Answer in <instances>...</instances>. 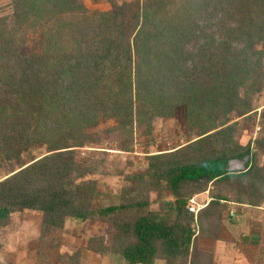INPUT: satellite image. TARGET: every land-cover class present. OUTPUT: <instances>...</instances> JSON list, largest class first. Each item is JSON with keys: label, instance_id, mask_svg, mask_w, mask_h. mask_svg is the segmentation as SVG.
Returning <instances> with one entry per match:
<instances>
[{"label": "trees", "instance_id": "trees-1", "mask_svg": "<svg viewBox=\"0 0 264 264\" xmlns=\"http://www.w3.org/2000/svg\"><path fill=\"white\" fill-rule=\"evenodd\" d=\"M0 16V249L13 215L41 216L40 244L67 220L100 223L84 250L122 264H214L232 209L264 208V135L246 145L264 92V0H10ZM186 116L185 145L146 152L118 193L100 185L93 130L114 122L120 151L136 128ZM106 153V152H103ZM106 173V172H105ZM208 193L198 213L190 200ZM260 257H264V249ZM80 250L60 259L81 264Z\"/></svg>", "mask_w": 264, "mask_h": 264}, {"label": "rangeland", "instance_id": "rangeland-1", "mask_svg": "<svg viewBox=\"0 0 264 264\" xmlns=\"http://www.w3.org/2000/svg\"><path fill=\"white\" fill-rule=\"evenodd\" d=\"M87 9L93 11H108L111 9V2H119V0H82ZM133 1V0H128ZM10 0H0V16L8 13ZM258 113H264V92L260 95L255 104ZM114 122L101 124L93 133L99 139L98 145H89L88 148L80 150V159L89 161L93 159H103V171L98 180L100 185L108 188L113 193H118L125 186L121 172L131 173L138 170H145L148 165L146 152H162L166 149L185 145L187 142L186 134V116L184 110H179L172 119H158L154 123V135L152 140L154 144H147L150 137L145 136L143 128H136L135 150L132 153H124L120 151V135L113 131ZM259 129V130H258ZM264 135V118L259 117L255 126H244L243 133L240 135V142L246 145L249 141H254ZM106 152V153H103ZM106 172V173H105ZM10 173L7 167L0 169V179L8 176ZM200 204L201 200H198ZM198 203V202H197ZM264 213V212H263ZM252 219L255 221L264 217L262 214L251 213ZM262 217V218H261ZM19 230H21V241L16 243L15 247L20 249V253L16 254V258L12 255H3L0 251V264H67L61 262L60 259H66L69 254L80 250L86 254L84 247L87 241L95 236L104 233L105 226L100 223H81L69 220L67 232L56 231L46 238L41 244L36 241L35 233H39L42 218L39 214L33 212H25L23 214H15L13 216ZM262 222V221H261ZM263 243L255 251L250 259H246L244 255L240 256V260L245 264H264V257H260L264 249V227H262ZM70 232L72 236H70ZM68 233V234H66ZM208 249V247H207ZM16 252L19 250L16 249ZM228 255L222 259L221 264H230ZM88 261L87 258H85ZM119 264V260L114 261ZM120 264H122L120 262Z\"/></svg>", "mask_w": 264, "mask_h": 264}, {"label": "crops", "instance_id": "crops-1", "mask_svg": "<svg viewBox=\"0 0 264 264\" xmlns=\"http://www.w3.org/2000/svg\"><path fill=\"white\" fill-rule=\"evenodd\" d=\"M196 202L201 207H205L206 204L210 201L208 193L205 195H201L197 198H195ZM198 200H201V203H199ZM264 208H262L261 211H251L248 208H243L242 210H239L237 208L232 209V214L230 218H226L224 221V225L221 231V238L219 241H213L208 239H199V246L202 250L209 252L213 254L214 256V264H221L222 259L224 260V257L231 253L228 256L227 261H230V264H245V262L242 263V260H240V256L244 255L246 259H250L255 251L261 246L263 243L262 239V227H264V219L255 221L252 219L251 213H257L262 214L264 217ZM14 216V215H13ZM262 218V217H261ZM14 236L13 238L4 246L3 249H0L1 253L3 255H12L13 258H16V254L20 253L19 247L16 248V243H19L21 241V230H19L18 225L16 224V221L14 220ZM73 222H76L72 220ZM262 221V222H261ZM69 220H67L65 225V232H67ZM41 227V225H40ZM40 227H39V233L34 234L35 240L40 242ZM63 230V231H64ZM68 234V233H66ZM70 236H72V233L70 232ZM208 247V249H207ZM16 249L19 250V252H16ZM85 258L88 259V261L85 260ZM119 260L122 263L121 259L109 255L106 257H100L94 253H91L89 251H86V254L83 251L81 264H115L114 261ZM21 264V262L19 263ZM155 264H165L164 261L158 260Z\"/></svg>", "mask_w": 264, "mask_h": 264}, {"label": "built area", "instance_id": "built-area-1", "mask_svg": "<svg viewBox=\"0 0 264 264\" xmlns=\"http://www.w3.org/2000/svg\"><path fill=\"white\" fill-rule=\"evenodd\" d=\"M259 130V129H258ZM203 208L201 207L195 199H192L190 200V203H189V211L192 212V213H198V211Z\"/></svg>", "mask_w": 264, "mask_h": 264}]
</instances>
